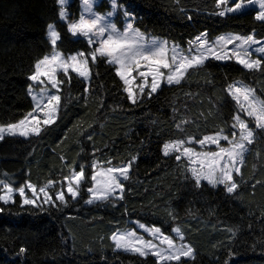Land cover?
<instances>
[{
    "label": "trees",
    "instance_id": "trees-1",
    "mask_svg": "<svg viewBox=\"0 0 264 264\" xmlns=\"http://www.w3.org/2000/svg\"><path fill=\"white\" fill-rule=\"evenodd\" d=\"M119 3L134 13L139 31L182 50L202 33L208 39L226 33L264 38L253 8L220 17L215 0ZM58 11L56 0H0V125L15 124L32 109L28 76L52 50L49 23L61 33L59 52L87 50ZM58 80L63 83L54 121L36 135L0 139V181L14 187L40 188L49 180L58 185L81 166L86 178L76 199L65 195L64 203L55 201L57 207L22 205L18 197L7 205L0 201V264H157L152 257L115 250L113 234L133 223L160 228L167 236L179 228L194 249L186 264H264V130L249 125L254 139L233 176L238 188L232 194L221 185L197 187L185 160L163 154V145L176 140L231 137L239 112L229 85L243 83L264 103V72L208 58L204 67L184 73L179 84L146 92L136 103L128 100L115 67L103 57L89 62L87 82L72 73ZM93 161L129 165L122 199L87 203ZM21 247L26 254L18 255Z\"/></svg>",
    "mask_w": 264,
    "mask_h": 264
},
{
    "label": "snow or ice",
    "instance_id": "snow-or-ice-1",
    "mask_svg": "<svg viewBox=\"0 0 264 264\" xmlns=\"http://www.w3.org/2000/svg\"><path fill=\"white\" fill-rule=\"evenodd\" d=\"M56 3L59 6L58 16L61 21H64L69 13L66 11V6L69 4V0H56ZM96 3V0H82L83 12L80 16L79 21H72L68 24V32L71 33L73 37L79 34L87 39L89 45H92L94 41L99 43V47H95L90 55L92 61L95 62L99 57H108L110 63H115L118 65L116 74L124 80L125 84L129 83V80L126 79L128 66L134 64L138 66L141 61H149L155 64L157 67L154 70L153 82L151 86V92L154 93L160 87L158 77L163 79L165 78V73L160 69H168V74L166 76L167 83L169 85L175 83L179 84L184 73H186L190 68H201L205 66V61L209 56L214 57L218 61H224L235 57V60L238 64L243 65L245 69L248 70H260L264 72V46L258 47L255 49L257 53L260 54L262 59H251V53L249 51L250 47L254 44L261 43L258 41L254 35L248 36H239V35H228L220 37L216 44H212L205 39L206 33H202L200 36L195 38V41H190V48L193 43L197 45L196 54L189 56H181L179 58V63L177 64V52L178 46H173V57L172 63H168L165 59L166 51V41L153 40L150 44H141L139 41L142 39V33L139 29L134 27L132 20L134 19V13L130 11L127 6H122L119 3V0H109L110 11L101 15L97 14L93 10V6ZM216 8L219 9L215 14L220 17L226 16L228 13H240L244 8L258 4L259 11L255 14V20L264 25V0H215ZM123 12L125 29L123 32L118 31L117 26L112 22L114 15L119 12ZM84 13L88 15L85 16ZM191 19V17H189ZM47 35L49 37L50 44L53 46V49L57 47V42L61 40V33L57 30L55 23H49L47 25ZM106 36V38H104ZM238 41L235 46V49L232 51L231 56L224 51L225 44H231L233 41ZM84 57L85 53L80 52L77 55L69 56L66 60L61 59L60 53L54 51V53L49 57L45 55L43 58L38 59L34 65L35 71L33 74L28 76V80L32 82L40 81L41 76H45L48 79V82L51 84L53 89H59V85L63 83L62 80H57L56 76L52 73L55 72L56 67L64 69V74H68V68L71 67L73 71L77 72L80 77H83L85 80L89 79V68L87 59L78 60L77 57ZM43 65H53L52 73L49 71H41ZM143 75V73H141ZM42 83V81H41ZM33 84L29 85V94L32 97L34 104L40 108L42 101L45 96H47V104L43 105L44 107H50L55 109L60 101V96L55 94H49L46 88H42L39 94H33ZM232 86L229 85V89ZM85 91H88L85 88ZM125 91L128 92V100L132 103L137 101L134 99L131 89L126 88ZM143 91V89H141ZM243 94L244 99L248 100V94L246 90L241 88H236L235 92L232 93L233 99H236L239 103V95ZM151 95V93H149ZM252 110L248 111L249 116L255 115L257 120V127L261 130H264V103L260 104L257 108L254 104L251 105ZM240 128V142H237L235 139L229 140L228 135H217L216 137L204 136L203 139H199L198 143L201 146H204L206 143L216 144L219 147V152H209L197 154L203 156L205 160L209 157L211 158V164L208 165L207 171H197L195 168L192 169V176L195 180L196 186H201L202 180H207L209 184L213 187L217 185H223L227 193L232 194L238 188L237 182L234 180L233 172L236 174L240 173V169L235 167L237 159L240 162H243L244 152L246 151L245 144L243 141H247L249 144L253 142L254 132L249 129L248 126L240 120L237 116L235 117ZM24 121H20L22 125ZM45 123H50L49 120H45ZM235 127V125H233ZM18 130L17 124L9 123L6 126L0 125V139H3L4 133L15 134ZM32 131L39 133L40 129L35 128ZM20 135H26L25 131H20ZM232 136L235 137V133H232ZM91 139V136L88 137ZM191 139V138H189ZM227 140L231 145L230 148H224L219 145V140ZM183 140H176L174 142L165 143L163 145V154L169 156L170 150L179 152L181 146L184 145ZM193 152L192 147L185 146L183 147V154L189 155ZM181 155H176V159L181 160ZM191 158V157H189ZM133 160L136 157L132 158ZM131 161H129V164ZM93 167H95V161H93ZM107 172L110 174L109 180L106 183H94L93 187L88 189L89 193H92L93 198L96 200H106L113 193L119 189L121 192L120 198H123L124 185L116 175L119 173L120 176H123L124 179L128 178V168L126 166L122 168H113L109 167ZM86 178L85 169L81 166L80 171L73 173L71 180H68L67 192L71 195L73 199H76L81 180ZM67 180L68 178L65 177ZM93 181H97V176L93 174ZM73 182H75L76 187H73ZM0 184L4 185L6 189L5 194H0V201L3 204L7 205L10 201L15 203L14 200V189L8 183L0 181ZM52 184V181L49 180L48 184L39 188V193L44 194V199L40 204L37 203L40 200V196L37 192L36 186L31 183H27V190H30L33 198H29L26 195V188L21 186L18 190L19 196L22 200V205H32L35 207H42L43 204H49L50 207H57L55 201H60L61 203L65 202V197L63 192H59L55 196V200L45 191V189ZM87 203H92V200H88ZM3 211V208L0 207V212ZM144 227V225H140ZM151 234L153 236H159L161 233L160 228L151 229ZM173 231L180 235V229L174 228ZM232 232V235L235 236L236 233L234 230L229 229ZM113 239L116 241V247H124L126 251H132L138 253L140 256H148L151 254L156 258L157 264H186V258L194 257V249L189 244L181 243L177 246L173 239L168 236H164L161 240V244H167L166 248H158L152 241H144L142 238H135V233H124L117 236L113 234ZM180 239L183 240V236L180 235ZM26 248L21 247L18 255L26 254ZM229 257H234L235 251L229 250ZM224 264H230V260H225Z\"/></svg>",
    "mask_w": 264,
    "mask_h": 264
},
{
    "label": "rangeland",
    "instance_id": "rangeland-1",
    "mask_svg": "<svg viewBox=\"0 0 264 264\" xmlns=\"http://www.w3.org/2000/svg\"><path fill=\"white\" fill-rule=\"evenodd\" d=\"M122 6H124V5H122ZM251 8L256 9L257 11L260 10L258 4H255V5L248 6V7L244 8L243 11H245L247 9H251ZM93 10L97 14H101V15L107 13L108 11L111 10L110 6H109V0H96V3L93 6ZM66 11L69 13L68 17L64 21H61L60 18H59V20L61 22L65 23L67 25V27H68L69 22L79 21L80 16H81V14L83 12L82 0H69V4L66 6ZM84 14H85V16L88 15L87 13H84ZM228 14H234V13H228ZM112 22H114L116 24L118 31H121V32L124 31L125 24H124V17H123V12L122 11L119 12L118 14L114 15V17L112 18ZM141 33H142V39L139 41L141 44H146L147 45V44H150L153 40L166 41V40L161 39V38H157V37H153L151 35H147V34H145L143 32H141ZM228 35L235 36L237 34L226 33V34L214 37L212 39H208L205 36V39L207 41H209L210 43H212V44H216V42L219 40L220 37L228 36ZM249 35H254V34L252 33V34H249ZM239 36H241V35H239ZM246 36H248V35H246ZM73 38L82 39L85 42V44L87 45V50L86 51H77V52H74V53H71V54H63V53L59 52L56 48L53 49V46L51 45L52 46V50L50 51L48 56L51 57V55L54 53V51H58L60 53L61 59L66 60L69 56L77 55L80 52H84L85 53L84 57H79L78 56L77 58H78V60L87 59L88 68H89V62H93L90 53L95 47H99V43L94 41V43L92 45H89L88 42H87V39L84 38L83 36H80L79 34H77V36H75ZM104 38H106V36ZM256 39L258 41H260L261 43L254 44V45H252L250 47V49H249V51L251 53L250 58L251 59H262L260 54L257 53L255 51V49L258 48V47L264 46V38H262V39L256 38ZM193 41H195V39ZM166 42H167V45H166V51H165L164 59L168 63L171 64L172 63V57H173L172 49H173V46L176 45V44H174L172 42H168V41H166ZM237 43H238V41L234 40L231 44H225L224 45V51H226L228 53V55L231 56L232 51L235 49V46H236ZM196 47H197V45L195 43H193L191 45V48H190V45H189L184 50H182L178 46L177 64L179 63V58L181 56H189L190 57L191 55H195L196 54ZM98 58H99V56H98ZM103 58H105L109 64H111V65H113L115 67V71L117 70L118 65L115 64V63H110L109 62L110 58H108V57H103ZM209 58H213L214 59V57H212V56H209ZM224 61H234V62H236L235 57H232L231 59H227V60H224ZM240 66L243 67V65H240ZM53 67H54L53 65H43L41 67V71L42 72L43 71H49L50 73H52ZM156 67L157 66L155 64H153V63H151L149 61H141V63L138 66H136L134 64L129 65L128 69H127V75H126V79L129 80L128 84H125L124 80H122L117 75L120 78V80L122 81L123 85H124V92L126 93L127 97H128V92L125 91L126 88L131 89V91L133 93V96H134V99L136 101L138 99H140V97L144 93H146V92L147 93H152L151 92V86H152V82H153L154 70L156 69ZM160 70L165 73V78H163V79H161L159 77L157 78L159 83H160V87L157 89V91L161 88L162 85H169L167 83V80H166V76L168 74V69L161 68ZM246 70H248V69H246ZM34 71H35V69H34ZM69 73L75 74L77 77H79L83 81L87 82V80H85L83 77H80L77 72L73 71L71 67L68 68V74ZM141 73H143V75H141ZM52 74H54L56 76L57 80H58V76L60 74H64V69L60 68V67H56L55 68V72L52 73ZM41 81H42V83H41ZM30 82H31V84L34 85L33 94H39L40 90L42 88H46L47 92L49 94L58 95L57 94L58 90L57 89H53L51 87V84L48 82V79L45 76H41L40 81H36V82L30 81ZM173 84H175V83H173ZM173 84H171V85H173ZM231 86H232L231 89H229V87H228V93H229V95L232 98H233L232 93L235 92L236 88H241L243 90H246V92L248 94V100L244 99V95L243 94H238L239 95V103L237 102L236 99H233L236 102L237 107H238V112H239L238 113V117L240 118V120H242L248 126V128H249L250 124H253L254 126L257 127V120H256L255 115L249 116L247 113H248V111L252 110L251 105L254 104L258 108L260 106V104H262L263 102L261 101L260 98H258V96L254 93V91L250 87L244 85L243 83L237 82V83L231 84ZM141 89H143V91H141ZM156 92H154V93H156ZM28 95H29V97L31 99V102H32V109H31V111L29 113L26 114V116L23 119L20 120V121H24V123L22 125H20V121H18L17 123H15V124L18 125L17 132L15 134H8L6 132V133H4L3 137H5V136H14V137L27 138V137H29L31 135H36L37 134L36 132L32 131L33 129L39 128L41 130L42 127H44L46 125H49V124H51L54 121L56 113H57L58 105H57V107L55 109H51L50 107H44L43 105L47 104V96H45L43 101H42L41 107L38 108L34 104V102L32 100V97L29 94V91H28ZM45 120H49L50 123L46 124ZM235 127H236L235 137L231 136V137H229V140L235 139L237 142H240V140H241L240 128H239V124L237 123L236 119H235ZM20 131H25L27 134L22 136V135L19 134ZM217 135L223 136L221 134H217ZM217 135H211V136L212 137H216ZM184 142L185 143H184L183 146H181L179 152H175V151H171L170 150V154L169 155H175V156L178 155V154L181 155V157H182L181 159L185 160L188 163L189 175L194 180V178L192 176V169L195 168L197 171H207L208 165L211 164V162H212L210 157L207 160H205L203 158V156H200V155H197V154L209 153V152H219V147L216 144H212V143H206L204 146H201L198 143V141H194V140H185ZM243 143L245 144V148L247 150V145L249 143L247 141H243ZM219 145L221 147H224V148H230L231 147V145L229 144V141L223 140V139L219 140ZM185 146L192 147L193 152L191 154H189V155L183 154V147H185ZM245 152H244V154H245ZM189 157H191V158H189ZM241 164H242V162H240L239 159H237V161L235 163V167L240 169ZM124 166H126L128 168V171H129V165L128 164L122 165V166L95 165V167H93V170H94L93 174H95L97 176V181H93V184L97 183V182L103 184V183H106L109 180L110 174L107 172V169L109 167L122 168ZM116 175L118 176V178L120 179L121 182L124 180V177L120 176L119 173H116ZM234 175H238V174L233 172V176ZM72 176H73V174L70 176V178H68L67 180H65L62 183H59L58 185H55V184L52 183L50 186H48L45 189V191L48 192V194L52 197V199H55L56 194L59 193V192H63L64 196L65 195H70L67 192V188L69 186L68 180H71ZM5 183H8V182H5ZM201 183L209 184L207 180H202ZM8 184L10 186H12L13 189H14V193H13L14 199L16 197H18L20 199L21 203H22V200H21V198L19 196V193H18V191H16L20 187H14L12 184H10V183H8ZM209 185H211V184H209ZM221 186H223V185H221ZM24 187L26 188V195L29 198H33L31 191L27 190L26 186H24ZM73 187L74 188L76 187L75 182H73ZM36 189H37V192H38V194L40 196V200H38L37 203L40 204L41 201L45 197H44L43 193H39V188H36ZM5 193H6V189L4 188V185L2 184V194H5ZM120 196H121V192H120L119 189H117L113 193V195L110 196V197H120ZM90 199L92 200V202L103 201V200L94 199L92 193H90ZM9 203H12V202L10 201ZM140 225H143V224L133 223V227L132 228L124 230V231L117 232L115 234L117 236H119V235H122L124 233H135V238H142L144 241H152L153 244H155L158 248H161V249L167 247L166 243L165 244H161V240L163 239L164 236H167V235H164L161 232L159 234V236H153L151 234L150 230L151 229H155L157 227L145 226V225H144V227H140ZM168 237L173 239L174 243L177 246H179L181 243L186 244V243H184L183 240L180 239V235H177V233H175L173 230H172V235L168 236ZM112 241L114 243L116 251H120V252H124V253H128V254H134V255L140 256L138 253L132 252L130 250L126 251L124 249V247L117 248L116 247V241L113 239V236H112ZM148 256L152 257L153 259L156 260V258L153 257L151 254H149ZM140 257H142V256H140ZM143 257H147V256H143ZM191 258H186V260L187 259H191Z\"/></svg>",
    "mask_w": 264,
    "mask_h": 264
}]
</instances>
